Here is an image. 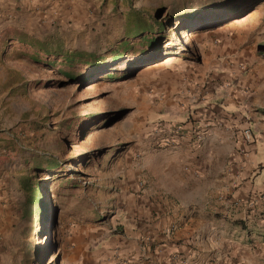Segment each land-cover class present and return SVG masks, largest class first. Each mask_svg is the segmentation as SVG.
Wrapping results in <instances>:
<instances>
[{
	"label": "rangeland",
	"instance_id": "1",
	"mask_svg": "<svg viewBox=\"0 0 264 264\" xmlns=\"http://www.w3.org/2000/svg\"><path fill=\"white\" fill-rule=\"evenodd\" d=\"M22 36L83 60L34 56ZM215 84L216 101L264 115V0H0V264H180L148 246L143 190L195 126L177 112ZM31 175L45 211L33 220ZM239 251L230 264H264L261 242Z\"/></svg>",
	"mask_w": 264,
	"mask_h": 264
},
{
	"label": "crops",
	"instance_id": "2",
	"mask_svg": "<svg viewBox=\"0 0 264 264\" xmlns=\"http://www.w3.org/2000/svg\"><path fill=\"white\" fill-rule=\"evenodd\" d=\"M206 87L197 89L204 95L189 114L177 112L185 120L193 116L195 126L189 121L174 146L165 144L158 154L160 173L149 179L160 184L148 183L143 190L148 246L163 243L170 256L177 253L180 264H216L217 256L223 264L239 262L245 255L240 248L252 241L264 245L262 107L251 109L244 97L216 101L222 85L215 84L212 95ZM246 128L252 131L250 141L242 135ZM165 132L162 137H170L169 129ZM153 262L149 254L147 264Z\"/></svg>",
	"mask_w": 264,
	"mask_h": 264
},
{
	"label": "trees",
	"instance_id": "3",
	"mask_svg": "<svg viewBox=\"0 0 264 264\" xmlns=\"http://www.w3.org/2000/svg\"><path fill=\"white\" fill-rule=\"evenodd\" d=\"M137 31L135 30L134 33L131 35H137ZM13 41L17 43H23L24 45H29L32 48H35L33 51V55L37 56V53L42 52L44 55H56L60 58L61 62L68 67H73L77 62H81L83 59L79 52L76 51H64L61 48L51 49L50 47L46 46L45 44H36L32 40L28 39L26 36H22ZM98 58L95 56H88V61L90 62H97ZM94 64V63H93ZM100 67L97 65L96 68ZM109 78V77H107ZM34 176H26L21 179V186L25 191L26 200L22 205V212L25 217L29 219H35L43 214V206L40 197L39 188L36 186V183L33 182ZM233 224H238L237 222H233ZM233 226H241V225H233Z\"/></svg>",
	"mask_w": 264,
	"mask_h": 264
},
{
	"label": "built area",
	"instance_id": "4",
	"mask_svg": "<svg viewBox=\"0 0 264 264\" xmlns=\"http://www.w3.org/2000/svg\"><path fill=\"white\" fill-rule=\"evenodd\" d=\"M242 135H243V138H244L245 140H247V141L250 140L251 137H252L249 128L244 129Z\"/></svg>",
	"mask_w": 264,
	"mask_h": 264
},
{
	"label": "bare ground",
	"instance_id": "5",
	"mask_svg": "<svg viewBox=\"0 0 264 264\" xmlns=\"http://www.w3.org/2000/svg\"><path fill=\"white\" fill-rule=\"evenodd\" d=\"M154 66L152 65V66H148L146 69H145V71H148V70H150V69H152Z\"/></svg>",
	"mask_w": 264,
	"mask_h": 264
}]
</instances>
